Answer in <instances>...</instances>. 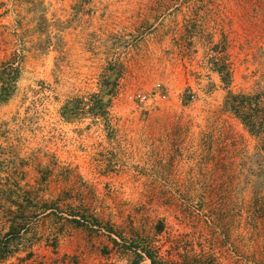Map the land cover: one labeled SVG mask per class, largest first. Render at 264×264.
<instances>
[{
	"label": "rangeland",
	"instance_id": "rangeland-1",
	"mask_svg": "<svg viewBox=\"0 0 264 264\" xmlns=\"http://www.w3.org/2000/svg\"><path fill=\"white\" fill-rule=\"evenodd\" d=\"M152 262L264 264V0H0V264Z\"/></svg>",
	"mask_w": 264,
	"mask_h": 264
},
{
	"label": "built area",
	"instance_id": "built-area-1",
	"mask_svg": "<svg viewBox=\"0 0 264 264\" xmlns=\"http://www.w3.org/2000/svg\"><path fill=\"white\" fill-rule=\"evenodd\" d=\"M158 97L165 98V95H161V94L155 93L154 94V100H156V98H158ZM138 98L140 99L141 102H149L152 99L151 96H148L146 94L139 95Z\"/></svg>",
	"mask_w": 264,
	"mask_h": 264
},
{
	"label": "trees",
	"instance_id": "trees-1",
	"mask_svg": "<svg viewBox=\"0 0 264 264\" xmlns=\"http://www.w3.org/2000/svg\"><path fill=\"white\" fill-rule=\"evenodd\" d=\"M7 91H8V89L2 88V91H1V97H2V98H4V99L7 98V97H6V95H7ZM101 104H103V102H101ZM69 107H70V104H67V105L65 106V111L68 110ZM152 264H156V263H155V262H152Z\"/></svg>",
	"mask_w": 264,
	"mask_h": 264
}]
</instances>
